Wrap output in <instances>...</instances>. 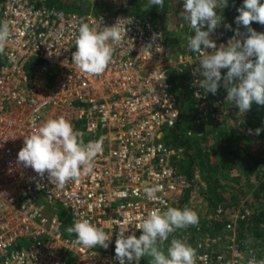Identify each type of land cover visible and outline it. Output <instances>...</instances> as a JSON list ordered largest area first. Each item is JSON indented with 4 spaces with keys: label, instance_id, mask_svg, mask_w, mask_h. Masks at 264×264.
Returning <instances> with one entry per match:
<instances>
[{
    "label": "built area",
    "instance_id": "1",
    "mask_svg": "<svg viewBox=\"0 0 264 264\" xmlns=\"http://www.w3.org/2000/svg\"><path fill=\"white\" fill-rule=\"evenodd\" d=\"M118 18L129 20L121 25L126 31L109 67L100 75L81 72L73 64L80 26L102 31ZM0 21H7L12 32L0 54V264H120L119 231L139 238L136 224L154 208H178L191 188L176 167L181 149L165 141L181 111L164 31L158 22L128 11L68 9L35 0H0ZM247 34L242 26L222 22L210 39L217 48L227 47ZM199 59L198 53L185 56L180 70L188 72L186 91L203 117L224 107L223 79L215 95L194 87L204 79L197 71ZM227 71L221 70L222 77ZM59 117L82 132L85 143L103 141L92 171L63 188L55 187L47 173L41 177L18 162L24 139ZM148 186L160 187L159 200L147 199ZM85 213L83 218L111 236L107 249L77 245L66 231ZM224 214L218 206L216 218ZM223 224L224 230H235L231 220ZM207 227L202 221L178 229L163 247L182 239L196 249V264L264 260L237 236L212 234ZM140 264L149 262L144 257Z\"/></svg>",
    "mask_w": 264,
    "mask_h": 264
},
{
    "label": "clouds",
    "instance_id": "2",
    "mask_svg": "<svg viewBox=\"0 0 264 264\" xmlns=\"http://www.w3.org/2000/svg\"><path fill=\"white\" fill-rule=\"evenodd\" d=\"M227 3L228 0H184V11L180 15L195 33L188 39V48L200 54L197 71L204 79L194 82L193 86L198 84L206 93L215 95L223 79L227 91L226 102L234 103L240 113H245L253 103L264 106V33H258L250 27L252 22L264 25V4L260 0H244L235 22L247 29L246 38L243 41L234 38L227 47L217 48L210 35L223 20L217 8H225ZM154 5L162 8L164 0H148L145 8ZM128 20L118 18L114 26H105L102 31L82 24L73 53L76 68L89 75L103 74L113 60L115 46L122 41L126 31L121 25ZM205 27L207 30H202ZM227 27L231 28L230 25ZM235 31L236 37L242 35L239 27ZM11 36L9 23L0 21V54L4 53ZM222 69L228 70L226 76L222 77ZM199 95L197 92V98ZM261 131L256 129L255 134L259 135ZM249 134H253V130L249 129ZM102 143V138L85 143L83 133L75 130L64 117L48 119L24 139L18 162L32 168L41 177L47 173L55 187L63 188L69 181L77 180L82 172L92 171L95 158L102 152ZM160 190L159 186H148L144 192L148 200L157 201L160 199L157 195ZM85 215L81 214V218L76 219L66 231L70 235L74 234L77 245L107 249L111 236L103 228L83 218ZM198 222V214L188 207L179 209L169 206L166 210L154 208L141 223L135 225L142 230L139 238L135 233L126 237L127 230L119 231L115 241L116 259L120 264L131 260L140 264L144 257L150 258L149 264H196V249L182 239L173 238L166 250L163 245L176 230L195 226ZM248 264H264V260L253 258Z\"/></svg>",
    "mask_w": 264,
    "mask_h": 264
},
{
    "label": "rangeland",
    "instance_id": "3",
    "mask_svg": "<svg viewBox=\"0 0 264 264\" xmlns=\"http://www.w3.org/2000/svg\"><path fill=\"white\" fill-rule=\"evenodd\" d=\"M35 1L49 3L50 0ZM51 1L55 2L53 5L68 9H93L105 13L134 11L140 3L142 9L152 12V20L161 25L168 45L167 61L171 65L173 90L181 111L177 126L191 143L188 148L186 144L176 146L181 149L177 170L191 183V188L178 202V208L194 210L199 217L198 223H207L210 233L235 235L243 241L245 248L255 250L263 258L264 223L255 224L254 217L264 212V193H258L260 183L264 182V166L254 165L251 158H264V142L255 134L258 126L252 119L251 109L240 113L234 103L226 102L224 81V107L220 111L201 117L195 108L185 87L190 77L187 71L180 70L181 60L193 53L188 48V39L195 35L180 15L184 11V0H164L162 8L155 5L145 8L148 0ZM260 2L264 4V0ZM243 4L244 0H228L225 8L218 7L216 11L223 16L222 22L236 24L238 9ZM250 27L264 33V25L258 22H252ZM249 129L253 134H249ZM226 134L232 137L231 141L222 140ZM218 206L225 209L224 217L216 218ZM227 220H231L234 231L224 230L223 222ZM146 260L149 262L150 258L146 257Z\"/></svg>",
    "mask_w": 264,
    "mask_h": 264
},
{
    "label": "trees",
    "instance_id": "4",
    "mask_svg": "<svg viewBox=\"0 0 264 264\" xmlns=\"http://www.w3.org/2000/svg\"><path fill=\"white\" fill-rule=\"evenodd\" d=\"M54 3L50 0L48 4L53 5ZM58 6L65 8L63 5H58ZM128 12L134 13L138 16H141L149 20H152V17H153L152 12L149 9H142V4L140 3H138L137 8L134 11L128 10ZM251 114H252L251 115L252 119L258 126V129L262 130L261 133L258 135V137L264 142V106L253 103L251 107ZM231 139L232 137L229 134H226L222 140L224 142H229L231 141ZM165 141L175 146L183 145V144H186L187 148L191 146V143L184 137L183 134L180 133L178 126L167 131L166 136H165ZM251 159L254 165L264 166V158L252 157ZM258 193H264V182L260 183ZM254 223L255 224L264 223V212L258 215L257 217H254Z\"/></svg>",
    "mask_w": 264,
    "mask_h": 264
}]
</instances>
